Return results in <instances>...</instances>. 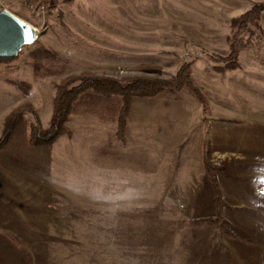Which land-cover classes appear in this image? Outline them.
I'll return each mask as SVG.
<instances>
[{"label": "rangeland", "instance_id": "obj_1", "mask_svg": "<svg viewBox=\"0 0 264 264\" xmlns=\"http://www.w3.org/2000/svg\"><path fill=\"white\" fill-rule=\"evenodd\" d=\"M257 4L0 0V11L40 32L0 61V136L6 118L26 110L0 150V264H31L17 243L35 251V264H264V17L239 20ZM236 39L230 69L221 58ZM38 48L56 52L39 72L30 55ZM184 64L205 104L186 86L134 96L119 137L121 98L89 90L68 135L29 143L36 119L48 126L66 76L168 78Z\"/></svg>", "mask_w": 264, "mask_h": 264}, {"label": "trees", "instance_id": "obj_2", "mask_svg": "<svg viewBox=\"0 0 264 264\" xmlns=\"http://www.w3.org/2000/svg\"><path fill=\"white\" fill-rule=\"evenodd\" d=\"M264 17V4H257L252 9L243 13L239 20L240 25L258 24ZM236 22V20L234 21ZM240 51V40H233L230 47V52L227 56L221 58L225 65L234 69L239 66L238 55ZM34 61V67L37 72L40 71L38 66L42 64L43 59H55L56 52L51 49L38 48L30 52ZM11 58H0V61H7ZM42 66V65H40ZM191 70L187 64L181 68L174 75L166 78L161 76H124L115 77L110 75H97L88 71H83L79 74H72L66 76L57 85L56 94L53 102V113L47 127H43L38 119L30 125L29 143L33 146H44L53 143L55 140L63 135H68L70 129L67 126L69 115L71 114L74 104L78 101L80 96L86 91L92 90L97 94L104 96H117L121 98V108L118 115V132L119 137H122L126 127V115L128 113L129 105L132 97H154L167 90H179L184 86L189 87L194 94L205 104V99L199 89L193 84L191 79ZM37 76H39L37 74ZM26 110L21 108L10 114L4 123V127L0 136V150L3 149L10 140L13 127L17 119ZM208 152V151H207ZM206 155H209L208 153ZM207 173L211 177L213 184V191L216 194V218L223 219L222 208L224 206V199L221 188L216 178V169L208 157L205 159ZM224 220V219H223ZM199 223L213 224L211 219H202ZM210 227V226H209ZM234 231L228 227L229 237H232ZM235 236V235H234ZM14 239V238H13ZM14 243H17L14 240ZM16 247L22 251L23 257L35 264L37 255L33 249L24 244H16Z\"/></svg>", "mask_w": 264, "mask_h": 264}, {"label": "water", "instance_id": "obj_3", "mask_svg": "<svg viewBox=\"0 0 264 264\" xmlns=\"http://www.w3.org/2000/svg\"><path fill=\"white\" fill-rule=\"evenodd\" d=\"M31 33V40H26ZM40 32L36 27L26 22L7 9L0 11V58L17 57L25 46L38 40Z\"/></svg>", "mask_w": 264, "mask_h": 264}, {"label": "snow or ice", "instance_id": "obj_4", "mask_svg": "<svg viewBox=\"0 0 264 264\" xmlns=\"http://www.w3.org/2000/svg\"><path fill=\"white\" fill-rule=\"evenodd\" d=\"M31 38H32V37H31V33H27V35H26V40H27V41H30ZM260 194H261V195H264V189H261V190H260Z\"/></svg>", "mask_w": 264, "mask_h": 264}]
</instances>
